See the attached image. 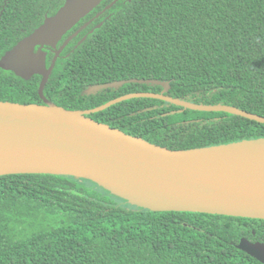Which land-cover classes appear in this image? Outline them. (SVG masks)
Instances as JSON below:
<instances>
[{"label": "trees", "instance_id": "1", "mask_svg": "<svg viewBox=\"0 0 264 264\" xmlns=\"http://www.w3.org/2000/svg\"><path fill=\"white\" fill-rule=\"evenodd\" d=\"M64 1L0 0V56ZM84 35L46 83L57 105L89 109L131 92L158 93L162 86L132 80H160L169 82L166 95L264 116V0H117L63 54ZM8 71L0 69V100L37 97L36 83ZM113 81L126 82L84 93ZM179 109L140 97L90 117L170 149L264 137V124L242 116ZM117 199L126 202L85 178L0 175V264H262L236 245L241 237L264 242L263 219L153 211Z\"/></svg>", "mask_w": 264, "mask_h": 264}, {"label": "water", "instance_id": "2", "mask_svg": "<svg viewBox=\"0 0 264 264\" xmlns=\"http://www.w3.org/2000/svg\"><path fill=\"white\" fill-rule=\"evenodd\" d=\"M102 1L65 0L53 15L45 16L39 26L0 56V68L22 78L41 74L38 91L43 97V87L59 50L46 68L41 47L56 46ZM116 1L79 27L62 47ZM85 39L86 35L79 43ZM36 45L39 47L35 51ZM132 81L160 85L162 89L158 93H127L89 109H66L45 98L42 104L0 100V175H69L91 180L127 202L153 211L264 220V137L170 149L100 122L90 114L123 100L147 97L180 106L178 111L227 112L262 124L264 116L232 105L195 103L166 95L168 81ZM125 82L89 86L84 93L119 88ZM236 246L264 264V242L241 238Z\"/></svg>", "mask_w": 264, "mask_h": 264}, {"label": "flooded vegetation", "instance_id": "3", "mask_svg": "<svg viewBox=\"0 0 264 264\" xmlns=\"http://www.w3.org/2000/svg\"><path fill=\"white\" fill-rule=\"evenodd\" d=\"M45 18V17H44ZM93 18V17H92ZM91 19V18H90ZM89 19V20H90ZM87 22V21H86ZM83 25V24H82ZM82 25H80L79 27H81ZM39 26V25H38ZM79 27H77L76 29H74V30H72V28L70 29V30H72L69 34H64L63 35V37L57 42V44H56V46H54V47H52V46H50V45H43L42 47H41V50L45 53V60H46V68H49V66H50V64H51V62H52V59H53V57L55 56V52L57 51V50H59V53H58V55H57V58H56V60H55V63H54V66H53V68H52V70H51V72H50V74H49V76H48V78H47V80H46V82H45V85H44V87H43V97H41V95H40V93H39V91H38V89H39V85H40V82H41V80H42V75L41 74H39V73H33L32 75H30L28 78H22V77H20V76H18V75H16L14 72H13V77L14 78H16V77H18L20 80H25V81H27V82H29V84H32V83H36V92H37V97H30L31 99H30V101L29 102H27V103H40V104H42L43 102H44V98L45 99H47V100H49V101H52L53 102V100L52 99H50L49 98V96L45 93V91H44V89H45V86H46V83H47V81L49 80V78H50V76H51V74H52V72H53V69H54V67H55V65H56V62H57V60H60V58H67L68 56H69V52L71 51H73V48H76L79 44H81V43H79V41H80V39L72 46V48H69V50L68 51H66L64 54H63V52H64V50L68 47V45H69V43L76 37V36H78V34L81 32H78L76 35H74L66 44H65V46L64 47H62V45L65 43V41H66V39L70 36V35H72ZM36 28V27H35ZM34 28V29H35ZM33 29V30H34ZM32 30V31H33ZM69 30V31H70ZM83 30V29H82ZM31 31V32H32ZM30 32V33H31ZM28 35V34H27ZM66 35V36H65ZM26 36V35H25ZM25 36H23V37H25ZM85 36V35H84ZM22 37V38H23ZM22 38H20V39H22ZM82 38V37H81ZM19 39V40H20ZM39 46L38 45H36L35 46V51L37 50V48H38ZM62 47V48H61ZM7 51V50H6ZM52 54L50 57H49V54ZM1 69V68H0ZM1 70H4V69H1ZM4 71H6V70H4ZM8 72H12V71H8ZM28 86V85H27ZM28 100V99H27ZM20 103V102H19ZM233 217V216H232ZM240 218H242V217H240ZM247 222V220H241V219H238V220H236V223L239 225V226H243V227H246L247 226V224H249L250 225V223H246ZM253 233H254V231H252ZM241 238H246V237H241ZM240 238V239H241ZM247 239V238H246ZM249 240V239H248ZM250 241V240H249Z\"/></svg>", "mask_w": 264, "mask_h": 264}, {"label": "rangeland", "instance_id": "4", "mask_svg": "<svg viewBox=\"0 0 264 264\" xmlns=\"http://www.w3.org/2000/svg\"><path fill=\"white\" fill-rule=\"evenodd\" d=\"M97 185H98V184H97ZM100 187H101V186H100ZM112 194H113V193H112ZM114 195H115V194H114ZM116 196H117V195H116ZM118 197H119V196H118ZM123 200H124V199H123ZM116 201H117L118 204L123 205V206H126V207H132L131 205H134V204H131V203L127 202L126 200H125V201H126L127 203L131 204V205H126V204H127L126 202H123L122 200H119V199H117ZM135 206H136V205H135Z\"/></svg>", "mask_w": 264, "mask_h": 264}]
</instances>
